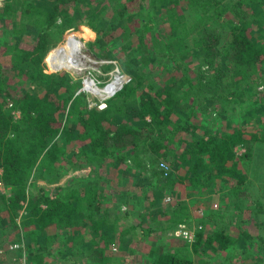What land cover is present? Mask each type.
<instances>
[{
    "label": "trees",
    "instance_id": "obj_1",
    "mask_svg": "<svg viewBox=\"0 0 264 264\" xmlns=\"http://www.w3.org/2000/svg\"><path fill=\"white\" fill-rule=\"evenodd\" d=\"M140 16L150 41L140 37L130 47L120 46L118 37ZM81 27L97 35V45H90L101 57L113 58L119 48L124 55L126 48L140 54L130 63L132 81L103 110L77 95L79 85L69 77L43 71L49 49ZM222 29L228 31L224 39ZM0 30L6 38L0 58L8 64H0V184L9 190L0 191V224L10 222L16 243L27 245L29 264H48L56 243L59 255L83 256L82 264H126L110 255L115 227L132 223L122 233L125 250L156 233L134 221L131 212L103 205V192L96 187L80 186L79 179L59 185L72 168L131 162L148 180L141 197L150 207L177 193L181 201L184 194L194 200L222 186L232 200L244 198L251 185L248 174L264 168V161L255 163L264 156V0H0ZM28 36L32 41L26 44ZM146 62L152 72L142 68ZM216 64L225 65L217 83L212 80ZM194 65L201 70L191 74ZM158 68L167 72L162 84L153 73ZM249 95L254 103L241 112L242 123L228 120L224 129L209 131L210 109L221 105L220 121L236 106L244 108ZM238 148L245 150L241 156ZM180 209L171 212L174 223L166 230L189 221L186 204ZM241 236L218 239L216 234L218 243L212 245L199 232L193 249H212L216 256L235 242L240 247L248 237ZM145 248V261L138 264H195L183 253L186 246L146 243Z\"/></svg>",
    "mask_w": 264,
    "mask_h": 264
},
{
    "label": "rangeland",
    "instance_id": "obj_2",
    "mask_svg": "<svg viewBox=\"0 0 264 264\" xmlns=\"http://www.w3.org/2000/svg\"><path fill=\"white\" fill-rule=\"evenodd\" d=\"M88 10L89 8L86 9L89 16L92 12H89ZM102 15H105L106 17L107 12H103ZM112 23L113 22L105 27L102 37H107L104 33L107 32L108 27L111 26ZM134 25L135 24L132 25L131 29L125 35L118 37L120 46L130 47L131 45H134L132 41L141 40V38H145L150 41V36L146 38V36L143 34V27L145 26V20L143 16H140L138 18L137 25ZM160 27L162 29H165V27L168 29V26ZM0 32L4 34L2 30H0ZM81 34H83V36ZM226 36H228V31L222 29V38L224 39ZM0 39V45L5 43V35H1ZM23 41H26V44H29L32 41V37L28 36ZM97 41V35L87 27H81L78 30H71L69 32L67 31L63 34L62 38L49 49V51H51L48 55V58H44L43 61V71L46 74H55L69 77L72 82L79 85V89L76 91L77 95H79L78 93L82 89V82L86 77H92L96 81H100V85L105 86L110 78L108 75L113 73L117 68L132 81V76L129 72V69L131 68L130 63L134 64L133 62H135V58L140 57L139 52H133L131 48H126L124 51L126 54L124 55L123 50L121 51V48H119L113 58L107 59L99 56V49H96L90 45V43L97 45ZM114 42L115 40L112 43ZM192 43L193 41H190L191 45ZM80 48L81 51L79 57L76 60L74 58L71 59L75 62L70 64L71 67H60L59 64H57L56 57L59 53H61V55L63 53L64 56L72 55V52H75L76 50L78 51ZM219 48L222 49V44L219 45ZM85 53L91 56L92 60L94 61H114L116 64L96 65L95 67L85 66V70L83 69L85 59L83 55H85ZM54 55L55 63L53 61ZM59 59H61L60 56ZM63 63L65 62L63 61ZM198 63L202 65V70L203 68H208L207 66L205 67L203 59H200ZM0 64L3 66H8V64H5L1 58ZM216 66H218V68H216ZM151 67L152 66L147 62L142 64V68L147 71H151ZM193 68L194 70L191 71V74L198 72L200 69L198 68V65H194ZM223 68H225V65ZM223 68L220 67L219 64L215 65L214 72L212 73L214 75L212 78L214 82L217 83L219 75L218 72L222 71ZM115 73L117 74L118 71H115ZM153 73L154 76H156L155 79H158V82L161 84L165 78L167 79V72H162L161 68H158V71ZM231 76L232 74L230 73L227 77V81L231 82L232 84ZM122 78L127 80L126 77ZM126 86H124V88ZM104 88L105 87L99 86L98 89L102 90ZM262 89L263 88H260L259 91H262ZM88 93L90 94L84 95L86 96L91 108L96 107L100 109V107H102V103H105L107 107V103L113 98H108V100L104 101L103 99L107 98H103L101 95L95 96V94L92 92ZM253 100H251L249 95L245 100L246 102L242 103L244 108L241 106H236L234 108L236 111L229 110L227 115L223 114L224 117L220 119V121L216 120V113L218 112V108H220L221 105L218 104L214 106L216 110L212 111V109H210L208 112L209 124L207 128L210 132L214 133L216 130L224 129L228 120H230L231 123H242L243 121L241 118V112L244 111L243 113H245L248 110V107L253 105ZM15 114L17 116L20 115L19 113ZM195 121L198 123L197 120ZM247 122L248 121H246V123ZM236 150L239 156L245 152V150L240 148ZM263 161L264 156L262 158L255 159L256 164ZM126 164L128 166L124 165L116 167L115 163L110 160L105 164L98 166L97 168L75 167L67 171L65 178H63L59 184L64 185L73 179H79L78 183L80 186H90L93 188L96 187L99 192H103V195H101L103 198L102 202L107 208L111 209V207L115 206L116 210L119 212L129 211L134 217V221H143L145 227H149L151 230L154 229L156 231L155 234H153L151 237L145 238L140 244H137V239L134 240V242L128 245L129 247L127 250H125V243L122 240V233L125 232L126 229L131 228L132 223L129 221L121 222L118 227H115L112 235L114 237V243L112 245L113 250L110 253L111 256L117 259L120 257L119 259L126 264H138L139 262L144 263V254L147 253L145 248L146 243H157L159 245L163 244L165 246L174 247L175 249L186 246L187 248H185L183 253L185 256L191 258L195 264H204L205 262L210 263L211 261H214V264H222L223 262V264H264V187L262 186L264 183V178H259L256 176L257 174L254 173L260 172L262 173L261 177H264V168H258L257 171H252L250 175L248 174L249 178L251 179V185L249 186L247 195L244 198L232 200L233 196L230 194L229 188L226 189L225 186H222V189L218 190L217 193L204 197H197L194 200L187 198L186 194H184L183 200L181 201L177 196V193L173 196L165 197L161 205L150 207L148 203L143 202L144 200L142 201L143 197H141L145 188L147 189L146 185L148 180L143 177L145 174L138 176V169L132 168L134 167V164L131 162H127ZM240 171L244 172L243 170ZM87 176L94 180L88 182L82 181V179L86 178ZM256 178H258V183H254ZM259 182L262 184H259ZM0 191L2 193L9 194V190L5 189L2 184H0ZM176 192H179V194L181 193L179 188L176 189ZM184 204L187 206L184 215L186 218H189V221L187 223L174 225L171 230H166L165 228L167 226L174 223V216L171 214V212L173 210L181 211L180 208ZM164 209H166V212ZM110 212L112 215L114 214L112 210ZM139 215L145 216L140 218ZM2 218H4V215H2V217L0 216V221L3 220ZM18 223L20 224V219L18 220ZM181 225L187 227V229L194 234V239L192 242H186L184 238L178 236L177 231ZM199 232H203L204 240L211 239L213 241L211 242L212 245H217V240L221 237H223L221 239H227L228 237H231L234 240L241 239V234H245L248 237L245 238V242L240 247H237L238 245L236 242L233 245L230 244L227 251L230 254L227 252L225 253L216 251L217 254L214 256L212 249H209V251L199 249L197 252L193 249V244L195 243ZM135 233L139 237L142 236L140 228H137ZM22 234H24V232L20 228V237L23 240V237L21 236ZM216 234L220 236L218 239L215 237ZM86 235V238L89 240L91 237L88 236V234ZM16 237L17 233L13 229V226L10 222L0 224V264H29L27 260V245L23 242L19 246V244L16 243ZM261 237L263 239H261ZM60 248L61 247L56 243L53 255L47 259L48 264L52 262V264H76V262L77 264H82L83 256H61L58 253ZM130 252H132V254H130ZM219 256L222 257V260L218 258ZM227 259L229 261H227ZM83 261L85 262V260ZM118 263L120 262L118 261Z\"/></svg>",
    "mask_w": 264,
    "mask_h": 264
},
{
    "label": "built area",
    "instance_id": "obj_3",
    "mask_svg": "<svg viewBox=\"0 0 264 264\" xmlns=\"http://www.w3.org/2000/svg\"><path fill=\"white\" fill-rule=\"evenodd\" d=\"M83 56L85 57L83 69H85V70H86V68H84L85 66H94L95 67L96 65H104V64H108V65L109 64H113V65H115L116 64L114 61H106V60L105 61H96V60L94 61V60H92V57L91 56L87 55V53H85V55H83ZM93 71H95V70H93ZM115 71H118V73L116 74ZM115 71L113 73H110L108 75V77H110V78H109V80H108V82L106 83L105 86L109 85V83L113 82L114 80L116 81V80L121 79L122 77H126L127 80L124 81L125 83L122 85V88L118 92L114 93L112 97H114L117 93H119L124 88V86H126L127 84H129V82L131 81V79L128 76L124 75L121 71H119L118 68ZM87 80H90L93 83L94 86L95 85H98L100 87H105V86L100 85L101 84L100 81H96L92 77H86L83 80V82H82V89L79 91L78 94H80V93L81 94L82 93L83 94H90V93L84 91L85 82ZM112 97H110V99ZM103 100L106 101L108 99H103ZM101 105H102V107H100V109H105L106 108V104L105 103H102ZM177 234H178L179 237L184 238V240L186 242L187 241L188 242H192L193 239H194V234L191 231H189L187 229V227H185L183 225L179 226V229L177 231ZM24 262H25V260H24Z\"/></svg>",
    "mask_w": 264,
    "mask_h": 264
},
{
    "label": "bare ground",
    "instance_id": "obj_4",
    "mask_svg": "<svg viewBox=\"0 0 264 264\" xmlns=\"http://www.w3.org/2000/svg\"><path fill=\"white\" fill-rule=\"evenodd\" d=\"M80 51H75V52H72V55H67V56H64V54L62 53H59L58 54V59H59V56L61 59H59V61H57V64H59L60 67H71V63H75L73 60H71L72 58H74L75 60L79 57L80 55ZM71 54V53H70ZM63 59V60H62ZM63 61L68 65H66L65 63H63ZM125 80L123 78L119 79V80H114L113 82L109 83V85L105 86L104 89L100 90L98 89L99 86L98 85H93V83L90 81V80H87L85 82V88L84 90L86 92H92L93 94L98 95V96H102L103 98H110L113 96L114 93L118 92L121 88H122V85L125 83L124 82Z\"/></svg>",
    "mask_w": 264,
    "mask_h": 264
},
{
    "label": "crops",
    "instance_id": "obj_5",
    "mask_svg": "<svg viewBox=\"0 0 264 264\" xmlns=\"http://www.w3.org/2000/svg\"><path fill=\"white\" fill-rule=\"evenodd\" d=\"M82 45H83V44H82ZM79 50H81V48H80V49H78V51H79Z\"/></svg>",
    "mask_w": 264,
    "mask_h": 264
}]
</instances>
